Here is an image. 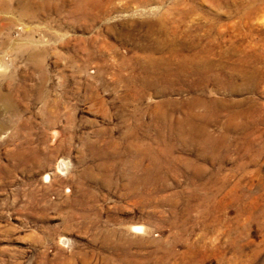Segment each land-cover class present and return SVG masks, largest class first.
Listing matches in <instances>:
<instances>
[{
  "label": "rangeland",
  "instance_id": "obj_1",
  "mask_svg": "<svg viewBox=\"0 0 264 264\" xmlns=\"http://www.w3.org/2000/svg\"><path fill=\"white\" fill-rule=\"evenodd\" d=\"M9 1L0 264H264V0Z\"/></svg>",
  "mask_w": 264,
  "mask_h": 264
},
{
  "label": "bare ground",
  "instance_id": "obj_2",
  "mask_svg": "<svg viewBox=\"0 0 264 264\" xmlns=\"http://www.w3.org/2000/svg\"><path fill=\"white\" fill-rule=\"evenodd\" d=\"M97 5V4H96ZM10 7V1L9 0H0V10L6 11L8 8ZM6 20V19H5ZM2 20L0 18V29L4 28L5 25L7 24V21ZM178 60V59H177ZM167 65V66H166ZM166 68L164 69V71H169L168 67V62L166 63ZM166 73V72H165ZM1 96V94H0ZM133 227V226H132ZM134 228H138V227H134Z\"/></svg>",
  "mask_w": 264,
  "mask_h": 264
}]
</instances>
